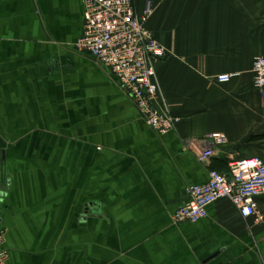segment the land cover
Segmentation results:
<instances>
[{"label":"crops","instance_id":"obj_1","mask_svg":"<svg viewBox=\"0 0 264 264\" xmlns=\"http://www.w3.org/2000/svg\"><path fill=\"white\" fill-rule=\"evenodd\" d=\"M149 1L147 27L166 51L155 108L179 118L164 134L110 70L75 50L83 0H0L7 264H264V222L227 199L197 222L171 219L210 170L264 160V90L252 73L264 56V0ZM216 133L226 143L207 138ZM206 147L214 154L201 162ZM257 206L264 216V196Z\"/></svg>","mask_w":264,"mask_h":264},{"label":"built area","instance_id":"obj_2","mask_svg":"<svg viewBox=\"0 0 264 264\" xmlns=\"http://www.w3.org/2000/svg\"><path fill=\"white\" fill-rule=\"evenodd\" d=\"M152 13L149 0L140 11L135 9L133 0H83V32L74 48L110 70L145 123L153 131L164 134L175 128L179 118L155 108V103L162 99L155 63L165 57L166 51L147 27ZM252 73L254 87L263 91L264 56L254 58ZM231 77V74H219L216 81L225 83ZM207 138L216 145L227 141L221 133L208 134ZM213 154L214 150L206 147L199 160L206 162ZM261 196H264V160L259 157L231 160L227 172L210 170L206 183L187 186L183 202L171 219L174 224L197 222L207 216L211 204L227 199L241 217L264 222L257 206ZM3 232L0 230V264H7L9 255Z\"/></svg>","mask_w":264,"mask_h":264},{"label":"trees","instance_id":"obj_3","mask_svg":"<svg viewBox=\"0 0 264 264\" xmlns=\"http://www.w3.org/2000/svg\"><path fill=\"white\" fill-rule=\"evenodd\" d=\"M255 138H256V136L251 137V139H255Z\"/></svg>","mask_w":264,"mask_h":264},{"label":"water","instance_id":"obj_4","mask_svg":"<svg viewBox=\"0 0 264 264\" xmlns=\"http://www.w3.org/2000/svg\"><path fill=\"white\" fill-rule=\"evenodd\" d=\"M0 196H2V193L0 192Z\"/></svg>","mask_w":264,"mask_h":264}]
</instances>
